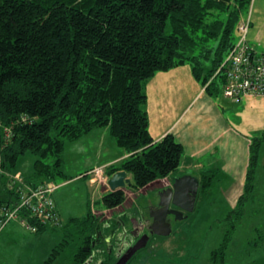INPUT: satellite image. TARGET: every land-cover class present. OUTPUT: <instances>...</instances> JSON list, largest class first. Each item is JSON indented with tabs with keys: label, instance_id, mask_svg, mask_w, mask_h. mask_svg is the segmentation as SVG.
<instances>
[{
	"label": "trees",
	"instance_id": "1",
	"mask_svg": "<svg viewBox=\"0 0 264 264\" xmlns=\"http://www.w3.org/2000/svg\"><path fill=\"white\" fill-rule=\"evenodd\" d=\"M252 3L0 0V210L14 208L20 199L8 183L25 155L36 157L25 179L28 183L66 180L70 178L63 170L66 141L98 127L107 126L116 144L128 153L109 167L108 174L127 171L132 181L128 187L136 195L176 172L184 147L172 133L159 140L153 137L146 85L160 71L189 65L209 94L222 95L227 78L216 71L237 41L239 24L249 17L252 25V12L246 14ZM259 134L250 137L246 181L236 205L251 198L257 175L264 174V131ZM219 172L208 169L196 176L195 211L209 196ZM126 200L124 189L119 188L106 191L98 204L112 209ZM58 214L62 220L60 210ZM19 215L36 233L62 226L64 239L40 264H56L72 241H76L73 264H114V236L128 227L131 214L101 220L90 208L64 225L44 222L26 209ZM4 219L0 212V231ZM129 223L131 229L133 222ZM98 235L108 240L100 243ZM98 248L106 255L94 262Z\"/></svg>",
	"mask_w": 264,
	"mask_h": 264
},
{
	"label": "rangeland",
	"instance_id": "2",
	"mask_svg": "<svg viewBox=\"0 0 264 264\" xmlns=\"http://www.w3.org/2000/svg\"><path fill=\"white\" fill-rule=\"evenodd\" d=\"M251 11L249 9L246 14L251 13ZM250 30L251 27L249 36ZM235 33L237 37L239 30L236 29ZM256 49L264 51V48ZM176 90V86L173 85L167 87L165 93L167 95L168 92H171V96H173ZM218 97L224 101L231 121L237 129L244 131L250 137L260 135L259 132L264 131V97L253 96L250 99H243L241 103H236L224 94V90L222 95ZM156 110L158 111L159 107ZM163 125L159 126L163 127ZM98 128L109 129L107 126ZM94 130L86 134L88 135L86 141L80 138L66 141L63 170L70 178L65 180L62 177H57L55 182L44 181L47 183L45 190L50 193V196L46 195L54 200L56 210L58 212L60 210L62 214V220L59 221V224L62 222L64 225L71 216H83L92 208L96 217L100 219L103 217L101 220L112 217H118L117 220H119L131 214L129 220H126L128 227H124L127 229L126 234H133L134 228L128 229L131 226L129 222L140 216L138 210L140 206L145 209L146 214L150 213V206H155L156 202H159V191L149 193L151 191L149 189L153 186L151 185L142 188L140 194L136 195L126 186L122 188L127 195L124 204L112 209L103 208L102 205L98 204L102 195L111 190L107 183L108 169L118 162L98 164V166L88 169L97 160L99 143L92 133ZM115 148L116 150L108 148L104 154L108 153V157L114 159L119 157L118 150L125 152L124 149ZM262 155L264 156V149ZM35 159L36 157L31 154L25 155L21 160L20 170L14 174L11 173L13 175L10 176L12 179L8 185L17 189L18 195L23 193L28 194L27 197L32 195L31 189L36 185L28 183L25 179L29 177ZM94 180L101 183L99 186L95 184L98 187L102 186L99 189L101 193L98 190L97 194L92 193L95 185H92L91 182ZM44 182L37 184L38 187ZM89 185L91 188L88 187ZM223 186H225V181L217 178V181L215 180L212 184L209 196L198 205L199 208L196 211L195 207L194 211L188 214L190 217L174 220L171 234L152 237L146 248L137 251L135 257L131 261L129 260L130 262L128 261L129 264L264 263V174L257 175L256 186L251 198L233 209L229 207ZM21 200L22 198L17 204ZM43 200L47 201L48 199L44 198ZM147 204H149L148 207H146ZM16 205L13 207L15 208ZM136 212L137 215H135ZM137 219V225L140 223L139 220H145L143 216ZM23 220L18 217L5 222L4 219L0 231V264H40L48 258L52 249L64 239L62 226L56 231L48 230L43 233H36L33 228L27 225L25 220L23 223ZM48 222L52 223L53 221L49 219ZM110 222L113 223V221ZM142 232H145V228ZM147 232L149 233V230ZM120 236L122 234L119 233L115 241L116 244L113 245L114 260L119 256L118 249L121 247V241L123 242ZM75 243L76 241L70 243L56 264H73L72 254ZM97 250V252L94 250V262L106 255L104 249L98 248Z\"/></svg>",
	"mask_w": 264,
	"mask_h": 264
},
{
	"label": "crops",
	"instance_id": "3",
	"mask_svg": "<svg viewBox=\"0 0 264 264\" xmlns=\"http://www.w3.org/2000/svg\"><path fill=\"white\" fill-rule=\"evenodd\" d=\"M251 12L252 25L249 40L256 48H264V1L253 0ZM173 85L177 88L173 96H171V92L166 95V88ZM146 90L150 131L153 137L159 140L166 134L172 133L184 147V157L179 169L169 177H163L150 184L149 186H153L149 189L151 190L149 193L160 191L171 185L176 177L185 174L197 176L204 170L219 169L220 172L216 179L221 178V181H225L223 192L226 194L229 207L231 209L237 207V199L242 194L246 181L251 139L247 133L234 126L224 101L206 91L205 87L194 78L189 65L158 72L149 80ZM251 97L253 96H247L244 99ZM157 107H159L158 111ZM161 124H164L163 127L159 126ZM102 129L96 128L92 132L97 138L99 147L97 160L88 169H92L98 164L119 162L128 156V153L122 150H118L119 157L114 159L108 157V153L104 154L108 148L116 150L115 147L119 146L111 137L110 129ZM87 136L84 135L80 139L86 141ZM91 184L99 186L101 183L94 180ZM96 185L93 194H97V190L100 192L99 189L102 187ZM88 187L91 188L90 185ZM157 204L156 202L155 206ZM138 210L140 211L138 218L146 217L145 209L142 206ZM148 219L152 222L150 215ZM132 222L133 227H139L141 220L138 225L135 219ZM126 232L125 227L118 232V234H122L120 238L123 239L120 249L132 244L134 240L135 235L126 234ZM114 237L116 240L118 235Z\"/></svg>",
	"mask_w": 264,
	"mask_h": 264
},
{
	"label": "built area",
	"instance_id": "4",
	"mask_svg": "<svg viewBox=\"0 0 264 264\" xmlns=\"http://www.w3.org/2000/svg\"><path fill=\"white\" fill-rule=\"evenodd\" d=\"M250 27L249 17L239 24L237 41L216 71V74L222 72L226 76L227 83L224 94L235 102L246 96L264 95V51H258L250 42ZM46 188V184H42L40 187L36 185L31 189L30 197H27L26 193L20 194L22 200L14 209L11 207L2 208L0 212L4 214L5 222L18 218L19 212L26 209L44 222L51 219L55 224H59L60 215L56 211L54 200L46 195L50 194L45 190ZM44 198L48 200L44 201ZM22 222L25 223L24 220Z\"/></svg>",
	"mask_w": 264,
	"mask_h": 264
},
{
	"label": "water",
	"instance_id": "5",
	"mask_svg": "<svg viewBox=\"0 0 264 264\" xmlns=\"http://www.w3.org/2000/svg\"><path fill=\"white\" fill-rule=\"evenodd\" d=\"M125 170L116 171L108 180L111 190L131 185V178ZM199 191V179L192 174H185L175 178L172 185L159 191V202L150 206L152 224L149 233H144L115 264H127L137 251L147 246L151 235L168 236L172 233L173 220H183L188 217L185 212L194 210ZM174 206V207H172ZM151 234V235H149Z\"/></svg>",
	"mask_w": 264,
	"mask_h": 264
},
{
	"label": "flooded vegetation",
	"instance_id": "6",
	"mask_svg": "<svg viewBox=\"0 0 264 264\" xmlns=\"http://www.w3.org/2000/svg\"><path fill=\"white\" fill-rule=\"evenodd\" d=\"M172 185V184H171ZM170 186V185H169ZM166 188V187H165ZM172 207H174V206H172ZM186 213V212H185ZM145 220L144 221H142V223H140V226L139 227H137V226H135V227H133L134 228V230H133V236L135 235V237H134V240H133V243L132 244H129L127 247H125V248H123V249H120V251H119V256L117 257V260H116V262L118 261V259L127 251V249L130 247V246H132L144 233H146L148 230H149V228H150V226H151V224H152V222L150 221V219H148V217L146 218H144ZM174 220H173V217H172V222H173ZM145 228V232H142V230ZM148 233V232H147ZM156 234H154V235H151V237H150V239L152 238V237H154ZM97 239H99V241H100V243H103V242H105V240H108L107 239V237L106 236H97ZM101 259V258H100ZM100 259H98L97 261H99ZM115 262V263H116Z\"/></svg>",
	"mask_w": 264,
	"mask_h": 264
},
{
	"label": "bare ground",
	"instance_id": "7",
	"mask_svg": "<svg viewBox=\"0 0 264 264\" xmlns=\"http://www.w3.org/2000/svg\"><path fill=\"white\" fill-rule=\"evenodd\" d=\"M113 174H114V173H113ZM113 174H112V175H113ZM112 175H111V176H112ZM111 176H110V177H111ZM127 176H128V175H127ZM110 177H109V178H110ZM128 177H129V176H128ZM109 178L107 179V183H108ZM174 180H175V179H174ZM108 185H109V184H108ZM109 187H110V186H109ZM125 187H126V186H125ZM160 191H161V190H160ZM158 199H159V195H158ZM196 200H197V199H196ZM195 203H196V202H195ZM194 209H195V206H194ZM193 211H194V210H193ZM193 211H192V212H193ZM188 213H190V212H186L185 214L188 215ZM172 225H173V222H172ZM149 235H151V234H149ZM150 237H151V236H150ZM149 240H150V239H149ZM148 242H149V241H148ZM147 244H148V243H147Z\"/></svg>",
	"mask_w": 264,
	"mask_h": 264
}]
</instances>
